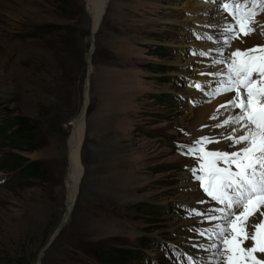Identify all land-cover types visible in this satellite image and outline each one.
I'll use <instances>...</instances> for the list:
<instances>
[{"label":"rangeland","instance_id":"374dc122","mask_svg":"<svg viewBox=\"0 0 264 264\" xmlns=\"http://www.w3.org/2000/svg\"><path fill=\"white\" fill-rule=\"evenodd\" d=\"M54 1L0 0V126L10 117L22 116L35 121L39 130L36 143L22 153L0 136V264H38L64 221L68 139L71 124L83 110V175L77 197L67 224L40 264H100L97 251L111 249L132 252L117 264H205L207 250L202 247L212 241L199 233H211L207 217L211 206H219L197 179L203 175V153L183 154L203 147L189 134L194 122L189 114L196 105L186 89L194 86L178 63V46L187 57L200 49L190 41L182 43L183 0H111L107 23L94 39L101 54L94 63V50L92 67L86 60L92 47L87 42L92 19L89 0H83L87 20L80 28L88 35L79 49L84 50L85 71L79 70L81 58L74 70L84 79L66 88L57 74L54 52L33 36L44 25L76 28L65 20L61 12L65 6ZM218 1L226 17L224 4L254 11L251 27L260 37L258 46L264 47V0ZM53 34L50 40H58L60 34ZM236 50L226 47L222 65L226 72ZM113 54L120 58L115 66ZM45 111H53L56 119H72L55 125L51 116L40 117ZM17 156L39 164L41 176L20 175L14 167ZM182 176L193 183L186 190L187 202L179 199ZM195 245L202 250L191 257L187 251ZM253 255L261 259L259 253ZM240 259L252 264L246 255Z\"/></svg>","mask_w":264,"mask_h":264},{"label":"snow or ice","instance_id":"6c2138e0","mask_svg":"<svg viewBox=\"0 0 264 264\" xmlns=\"http://www.w3.org/2000/svg\"><path fill=\"white\" fill-rule=\"evenodd\" d=\"M223 7L228 10L229 5ZM254 15V11H242L241 5L236 4L232 12L235 24L229 22L225 42L237 39L246 44L243 37L254 31L251 27ZM257 47L232 52L231 63L227 64V80L221 81L226 91L235 92V98L229 96L226 105L240 109L239 113L232 114L231 121L238 125L239 134H236L238 129L232 127V135L227 139L241 147L231 152H209L201 146L183 153H203L201 160L204 162L200 165L203 175H198L197 179L207 195L221 207L213 209L207 217L220 223L209 225L211 233L201 231L199 234L212 241L209 247L216 250V256L225 258V264H243L240 257L244 255L252 264H264V257L257 259L253 255L256 251L264 253V47ZM200 55L206 53L200 52ZM193 86L201 88L199 83ZM204 142L211 141L202 136L198 143ZM216 212L220 215L216 216ZM244 239L255 243L241 247Z\"/></svg>","mask_w":264,"mask_h":264},{"label":"bare ground","instance_id":"6f19581e","mask_svg":"<svg viewBox=\"0 0 264 264\" xmlns=\"http://www.w3.org/2000/svg\"><path fill=\"white\" fill-rule=\"evenodd\" d=\"M110 0H89V12L92 19V32L96 30L103 18L104 11L106 9L107 2ZM216 0H204L201 4L194 2L193 0H183L179 9H183V36L182 43L190 41L192 47H199L200 49H193L194 56L187 57L184 48L178 46V63L184 68V72L190 74L192 86L195 83H199L201 88H188L187 93L190 95V102L196 105L195 109L191 110V117L194 122L189 127V134L195 139L207 137L211 142H204L203 147L205 151H228L231 152L234 149H239L240 144H235L234 141L227 139V136L232 135L231 128L236 127L238 129L236 134H239L238 125L232 124V114L239 113V108H232L230 105H226L227 98L232 96L235 98L233 91H226L221 84V81L227 80V72L223 68V56L226 53V47L233 49L245 50L249 47H257L259 45L260 37L255 35V30L249 35L243 37L247 43H242L237 39H230L227 43L225 42V36L229 33L226 32L225 26L231 22L233 25L235 21L225 16L224 12L220 10V3L215 2ZM111 2V1H110ZM110 2L108 4H110ZM225 20V24L222 18ZM182 19V18H180ZM223 23V24H222ZM224 28V31L220 32ZM192 30H194V33ZM192 31V32H190ZM259 33V32H258ZM225 35V36H224ZM199 37V38H197ZM214 42L211 44L210 41ZM92 44V41L90 40ZM183 46V45H181ZM230 50V49H229ZM232 50V49H231ZM241 50V51H242ZM200 52H205L206 55L201 56ZM227 57V56H226ZM90 62V56H88ZM177 61V60H176ZM228 61V60H227ZM230 61V60H229ZM226 62H224L225 64ZM226 65V64H225ZM90 78V77H89ZM88 97L85 96L87 104ZM226 105V107H220ZM85 109V108H84ZM87 115V113H86ZM227 122V123H226ZM85 113L84 110L71 126L73 132L68 139V150H69V172L66 180L67 200L64 213V221L61 226L65 224L72 212L75 199L77 197L79 182L82 177L81 171V148L85 128ZM233 144L234 147H229ZM229 149V150H228ZM235 165H233V170ZM182 192L179 199L187 202L190 200L188 192L193 187L191 178L188 176H182L181 179ZM217 207L210 208L209 214H212V210ZM216 216L220 213L216 212ZM258 215V214H257ZM220 223L219 220H211L208 223L207 228L212 232V228L209 225H215ZM60 228V227H59ZM230 231V230H229ZM210 242L202 247L207 250V261L204 260L205 264H224L225 258L223 256H216V250L209 247ZM208 245V246H207ZM251 245L250 239H244L243 247ZM207 247V248H205ZM188 248V247H187ZM201 248H195L191 246L188 248L189 256L193 257L196 254L200 256ZM260 257H264V253L256 251ZM40 264V260L38 261Z\"/></svg>","mask_w":264,"mask_h":264},{"label":"trees","instance_id":"16d2710c","mask_svg":"<svg viewBox=\"0 0 264 264\" xmlns=\"http://www.w3.org/2000/svg\"><path fill=\"white\" fill-rule=\"evenodd\" d=\"M55 5L63 4L65 7L61 9V12L65 16V20L70 22H74L73 26L76 28L72 31L66 25H44L37 27L35 29V33L33 34L34 38L38 39L42 46H48L54 52V56L57 59V74L62 75L60 80L65 82V88L67 85H72L76 83L78 80V74L74 68H78L76 66L81 58L80 72L85 71V64H84V55L83 49H79L80 41L84 39L88 35V30L85 28H80L82 26L81 23L84 20H87V13L84 7L83 0L76 1V0H55ZM106 13L100 29L98 31V35L103 30L106 25L105 18L107 19L109 15V9ZM53 33L60 34L58 40L51 41L49 37L54 35ZM101 49L97 50L95 48L94 59L93 62L95 63L96 57H100ZM119 57L115 54L112 55V64L111 66H115L118 61ZM38 70H40L38 68ZM84 78H79V82L82 83ZM61 91H63L64 87H60L57 83L55 84ZM62 93V92H61ZM69 96H66L68 99ZM69 103H66V105ZM61 106V105H60ZM69 106V105H68ZM60 111V108L57 109ZM78 113V110H75ZM53 112V111H52ZM52 112L45 111L44 113H40V117L42 119H47L51 116V120L55 125L57 124H68L70 123V119L67 117L64 120L56 119L57 116L51 115ZM57 123V124H56ZM38 127L35 121L28 119L22 116L10 117L4 121V124L0 126V136L2 137V141L4 144L9 146V148L17 151L18 153H22L27 151L25 147L34 145L37 141L38 135ZM18 160L15 161V168L19 170L20 175L27 176L28 179L39 178L41 176V166L36 162H29L21 156H17ZM131 251H125L122 249H111L106 252H98L97 257L99 259L100 264H117L120 262H125L127 256H131Z\"/></svg>","mask_w":264,"mask_h":264},{"label":"water","instance_id":"95a60500","mask_svg":"<svg viewBox=\"0 0 264 264\" xmlns=\"http://www.w3.org/2000/svg\"><path fill=\"white\" fill-rule=\"evenodd\" d=\"M111 1V0H110ZM109 1V2H110ZM108 6H109V4L107 5V7H106V9H105V11H104V16H103V18L105 17V15H106V10H107V8H108ZM103 18L101 19V21H100V24L98 25V27L96 28V30L94 31V32H92L91 33V35H90V37L87 39V42H89L90 43V40L92 41V47H91V49H90V51L87 53V55H86V60H87V58H88V56H90L91 58H92V55H93V53H94V50H95V45H94V39H95V36L97 35V33H98V31H99V29H100V26H101V23H102V21H103ZM88 63V62H87ZM90 65H91V67L93 66L92 65V60L90 59ZM88 78L89 77H91L92 75H93V73H94V68H92V70H88ZM71 126H73L72 124H71ZM82 146H83V143H82ZM82 149V148H81ZM82 175H83V171H82ZM68 222V221H67ZM67 222L65 223V224H63L62 226H60V228H58V230L56 231V233L53 235V237H52V239L49 241V243L46 245V247L44 248V250L42 251V253H41V255H40V262H41V258H42V256L44 255V253L52 246V244L55 242V240L57 239V237L59 236V234L61 233V231H62V229L65 227V225L67 224Z\"/></svg>","mask_w":264,"mask_h":264}]
</instances>
